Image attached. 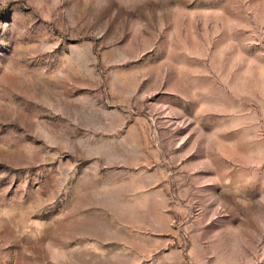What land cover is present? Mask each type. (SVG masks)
<instances>
[{"label": "rangeland", "instance_id": "1", "mask_svg": "<svg viewBox=\"0 0 264 264\" xmlns=\"http://www.w3.org/2000/svg\"><path fill=\"white\" fill-rule=\"evenodd\" d=\"M0 264H264V0H0Z\"/></svg>", "mask_w": 264, "mask_h": 264}]
</instances>
